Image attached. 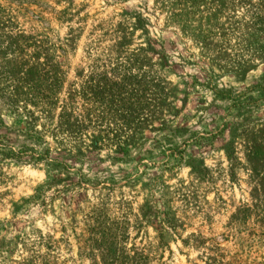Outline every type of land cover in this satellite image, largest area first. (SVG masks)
<instances>
[{
	"label": "rangeland",
	"instance_id": "rangeland-1",
	"mask_svg": "<svg viewBox=\"0 0 264 264\" xmlns=\"http://www.w3.org/2000/svg\"><path fill=\"white\" fill-rule=\"evenodd\" d=\"M0 14V87L11 35L42 39L58 100L75 91L100 144L66 176L28 157L43 145L3 139L28 150L0 152V264H264V0H0ZM56 172L72 189L48 184Z\"/></svg>",
	"mask_w": 264,
	"mask_h": 264
},
{
	"label": "trees",
	"instance_id": "trees-1",
	"mask_svg": "<svg viewBox=\"0 0 264 264\" xmlns=\"http://www.w3.org/2000/svg\"><path fill=\"white\" fill-rule=\"evenodd\" d=\"M9 1L20 5L29 0ZM6 23L0 20V30ZM5 49L9 58L1 74L8 80L3 88L0 87V152L5 157L21 159L28 146L21 144L14 150L7 148L8 144L3 140L17 132L30 143L44 146L35 155H28L33 162L43 163L60 172L65 171L67 176L73 168L71 162L82 164L88 160L89 150L100 145L97 140L89 139L82 133L79 120L73 114L75 91L68 90L64 99L58 100L56 85L59 76L52 72V57L47 54V46L42 39L16 32L11 35V41ZM40 75L45 79L41 88L34 81ZM53 108L57 109V113L55 122L50 124L47 118ZM3 116L11 117L13 122H21L23 126L10 127L3 121ZM77 170V185L85 183L86 178ZM64 179L56 172L48 184L56 182L57 191L72 189L71 182Z\"/></svg>",
	"mask_w": 264,
	"mask_h": 264
}]
</instances>
